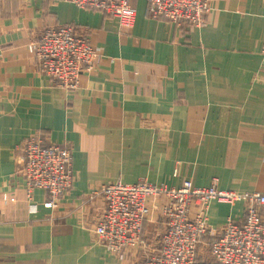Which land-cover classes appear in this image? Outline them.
I'll return each instance as SVG.
<instances>
[{
    "label": "crops",
    "instance_id": "obj_1",
    "mask_svg": "<svg viewBox=\"0 0 264 264\" xmlns=\"http://www.w3.org/2000/svg\"><path fill=\"white\" fill-rule=\"evenodd\" d=\"M123 30L99 11L65 0H0V264H139L157 254L154 217L148 250L122 259L91 227L104 209L92 195L105 183L146 181L178 188L264 193V0H212L202 28L147 17L146 0ZM69 27L98 58L67 91L38 71L28 46ZM38 135L72 150L74 176L53 209L43 191L27 197L17 149ZM243 205L211 203L218 229ZM199 258H208L199 248Z\"/></svg>",
    "mask_w": 264,
    "mask_h": 264
},
{
    "label": "built area",
    "instance_id": "obj_2",
    "mask_svg": "<svg viewBox=\"0 0 264 264\" xmlns=\"http://www.w3.org/2000/svg\"><path fill=\"white\" fill-rule=\"evenodd\" d=\"M65 1L116 19L123 30L130 29L135 20L130 0ZM211 1L146 0V13L150 19H163L179 29H199L206 23ZM28 51L38 71L67 91L78 87L81 75L92 71L98 58L88 39L69 27L44 31ZM261 56L264 58V41ZM17 151L21 159L17 170L25 181L28 199L33 191H43L48 197L44 207L55 208L74 182L72 150L33 135ZM92 195L104 203L103 212L91 227L93 237L118 259L148 250L142 226L154 217L163 225L157 254L139 264H264V193L219 190L216 181L205 188L194 187L190 181L178 188L142 181L131 185L105 183ZM211 203H240L244 218H227L220 228L211 229L207 223ZM204 238L210 240L209 256L200 260L198 246Z\"/></svg>",
    "mask_w": 264,
    "mask_h": 264
},
{
    "label": "rangeland",
    "instance_id": "obj_3",
    "mask_svg": "<svg viewBox=\"0 0 264 264\" xmlns=\"http://www.w3.org/2000/svg\"><path fill=\"white\" fill-rule=\"evenodd\" d=\"M37 136H38V135H37ZM58 145H59V144H58ZM60 146H64V145H60ZM67 147H69V146H67ZM69 148H70V147H69ZM201 246L207 248V254H208V256H209L210 240L205 239V238H204L203 240H201L200 245L198 246V253H199V248H200ZM207 259H208V258H207Z\"/></svg>",
    "mask_w": 264,
    "mask_h": 264
}]
</instances>
